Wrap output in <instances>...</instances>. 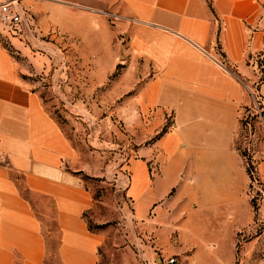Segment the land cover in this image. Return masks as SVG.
Wrapping results in <instances>:
<instances>
[{"label":"crops","instance_id":"1","mask_svg":"<svg viewBox=\"0 0 264 264\" xmlns=\"http://www.w3.org/2000/svg\"><path fill=\"white\" fill-rule=\"evenodd\" d=\"M24 2L47 13L46 4ZM95 2L103 9L93 5L88 17L94 59L112 58L101 10L134 20L118 30L130 59L151 66L139 107L155 108L153 127L170 121L125 165L135 227L177 264L178 255L183 264H233L234 236L252 217L236 139L248 102L242 78L253 77L252 55L264 46V0ZM4 29L27 57L22 35ZM72 158L71 142L0 38V264H98L104 234L89 227L95 201ZM256 163L264 180V156ZM138 246V258L152 257Z\"/></svg>","mask_w":264,"mask_h":264},{"label":"rangeland","instance_id":"2","mask_svg":"<svg viewBox=\"0 0 264 264\" xmlns=\"http://www.w3.org/2000/svg\"><path fill=\"white\" fill-rule=\"evenodd\" d=\"M18 1L26 12L23 18L30 25L21 32L27 57L19 56L5 35L0 38L4 47L20 59L25 76L39 91L49 113L72 144L69 167L95 201L88 214L89 226L104 234L98 264H154L161 256H169L162 247L156 246L155 238L143 237L135 227L133 207L125 194L129 182L126 163L135 157L138 149L151 147L158 133L170 122L166 117L165 124L153 127L155 108L139 107L138 100H142L139 94L152 79L151 66L130 59L125 29L118 30L133 24L134 20L101 10L113 34L112 58L103 59L100 54V59L95 60L93 48L87 43L88 17L93 15V5L103 9L102 3L32 0L39 5L46 4L45 13L33 10L24 0ZM16 38L20 40L19 36ZM263 50L264 46L252 55L253 77L242 78L248 102L241 110V127L236 139L241 154L249 148L257 161L264 156V91H261L264 69L256 67L255 62ZM254 89L260 98L250 94ZM263 204L261 200L256 213L251 209L250 223L239 231L242 235L236 232L233 264H258L262 260ZM141 239L153 252L149 259L138 258ZM177 258L178 264H183L179 255Z\"/></svg>","mask_w":264,"mask_h":264},{"label":"built area","instance_id":"3","mask_svg":"<svg viewBox=\"0 0 264 264\" xmlns=\"http://www.w3.org/2000/svg\"><path fill=\"white\" fill-rule=\"evenodd\" d=\"M25 14V9L18 0H4L0 2V24L12 36H21V32L30 27L27 22L28 20L25 21L23 18ZM256 57H259L256 58V67L264 69V50ZM260 72L262 73V70ZM250 94H252L253 98H260L257 89L251 91ZM241 156L248 176L247 195L251 209L256 213L259 210L260 201L264 200V180L259 174L253 152L247 148L246 153H242ZM238 235L241 236L242 232H238ZM154 264H177V259L175 256H167Z\"/></svg>","mask_w":264,"mask_h":264},{"label":"trees","instance_id":"4","mask_svg":"<svg viewBox=\"0 0 264 264\" xmlns=\"http://www.w3.org/2000/svg\"><path fill=\"white\" fill-rule=\"evenodd\" d=\"M90 227V226H89Z\"/></svg>","mask_w":264,"mask_h":264}]
</instances>
